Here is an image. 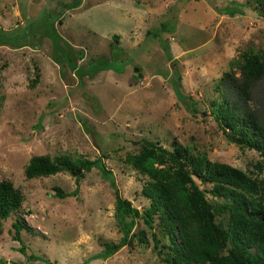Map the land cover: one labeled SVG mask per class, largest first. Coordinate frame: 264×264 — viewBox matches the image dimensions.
I'll return each instance as SVG.
<instances>
[{
  "label": "rangeland",
  "instance_id": "obj_1",
  "mask_svg": "<svg viewBox=\"0 0 264 264\" xmlns=\"http://www.w3.org/2000/svg\"><path fill=\"white\" fill-rule=\"evenodd\" d=\"M71 1L0 0V179L22 193L20 206L2 220L0 258L12 264L32 253L36 264H170L175 232L161 210L151 225L133 217L130 242L101 255L122 235L115 190L147 207L142 188L153 178L138 163L152 154L155 166L177 168L166 154L145 151L146 139L178 153L190 171L189 157L199 155L264 174L258 151L229 140L210 112L231 60L264 47V17L251 0H81L62 8ZM49 26L68 55L83 52L75 59L80 70L103 67L78 75L62 58L60 74ZM258 97L253 103L260 107ZM62 154L75 169L26 177L32 156L54 161ZM82 159L100 160L111 176L95 165L79 167ZM57 186L78 191L59 197ZM206 195L217 206L229 202ZM16 219L25 223L19 236ZM226 219L224 211L215 216L224 226Z\"/></svg>",
  "mask_w": 264,
  "mask_h": 264
},
{
  "label": "trees",
  "instance_id": "obj_2",
  "mask_svg": "<svg viewBox=\"0 0 264 264\" xmlns=\"http://www.w3.org/2000/svg\"><path fill=\"white\" fill-rule=\"evenodd\" d=\"M80 2L81 0L63 2L61 6L73 8ZM251 5L264 17V0H251ZM48 28V36L54 44L52 58L58 61L60 74L65 73L62 58L67 60L70 69L78 75L83 72L92 74L96 69L103 67L97 65L96 68L89 69L88 66L80 70L75 59L81 58L83 52L73 50V54L68 55L60 42L62 37L53 26ZM145 34L158 35L157 31L152 32L150 29H147ZM57 50H61V54ZM111 66L112 64L107 63L106 68ZM217 87L220 100H214L210 112L229 140L258 151L262 157L259 166L264 170V47L255 51L245 50L233 58L230 69L224 71L218 79ZM253 92L259 96L257 100L261 103L260 107L253 103ZM41 119L40 115L38 123H41ZM142 147L145 151L157 150L166 154L177 164V168L155 166V157L152 154L145 155L138 163L143 170L148 169L153 178L142 188L143 194L150 198V204L144 208L136 207L115 190L116 214L122 235L118 242L106 244L101 255L112 254L130 242L133 217L139 216L146 224L151 225L154 214L161 210L167 221V230L172 235L175 232L170 236L174 254L165 258L168 263L264 264V174L251 176L237 166L199 155L189 157L193 167V171H190L178 153L168 150L159 142L146 139L143 140ZM94 165L103 174L110 175L100 160L82 159L78 166L89 170ZM75 168L72 158L64 154L54 161L46 156L34 155L25 165L24 173L26 177H34ZM194 172L203 180L210 181L212 187H201L193 177ZM77 191V188L63 191L57 186L55 195L65 197L76 195ZM206 191L212 195L226 197L229 202L217 206L208 199ZM21 200L20 189L11 181L0 179V232L3 218L16 210ZM222 211L227 215L226 226L215 220L216 214ZM126 216L132 218L127 221ZM12 226L15 234L19 236L25 223L16 219ZM175 235L179 236V241ZM139 240L144 239L140 237ZM227 242H230L231 246L226 253H222L221 249ZM156 244L155 240L154 245ZM35 257L37 256L31 253L26 260H14L12 264H36L32 261ZM6 263L5 258H0V264Z\"/></svg>",
  "mask_w": 264,
  "mask_h": 264
},
{
  "label": "water",
  "instance_id": "obj_3",
  "mask_svg": "<svg viewBox=\"0 0 264 264\" xmlns=\"http://www.w3.org/2000/svg\"><path fill=\"white\" fill-rule=\"evenodd\" d=\"M78 170H80V168H78Z\"/></svg>",
  "mask_w": 264,
  "mask_h": 264
}]
</instances>
